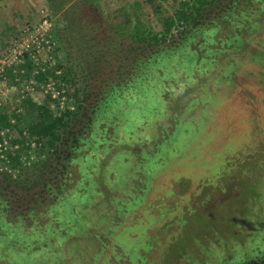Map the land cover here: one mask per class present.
<instances>
[{
  "label": "trees",
  "instance_id": "16d2710c",
  "mask_svg": "<svg viewBox=\"0 0 264 264\" xmlns=\"http://www.w3.org/2000/svg\"><path fill=\"white\" fill-rule=\"evenodd\" d=\"M147 1L152 6L154 25L132 18L115 25L104 15L95 0H46L49 16L51 19L53 15L56 16L51 35L54 42L49 51L52 58L42 65H36L27 55L26 63L22 65L26 68L25 73H15L10 68L5 73L11 86H20L26 77H33L39 85L58 80L69 99L61 106L60 98H52L50 94L44 100H35L30 93L21 97V92L25 90L20 86L19 91L11 92L14 106L2 104L0 107V141L5 136L10 142V148L6 151L9 162L5 161L3 173L12 176V171L21 172L33 165L43 171L47 163L45 157L51 160L50 172L53 176L49 179L54 183L49 185L45 182L41 189L43 200L41 203L33 201L29 211L36 208L37 211H48L50 208L55 223L82 220L83 223L80 221L78 226L71 224L67 239L76 233H87L94 227L107 226L105 234L110 239L115 237L114 247H121L129 256L131 264H139L140 259L144 261L140 246L145 250H150L152 246L145 240L148 237L147 228L155 226L156 220L149 214L148 206L144 209L135 208L145 201L154 176L166 172L170 175L183 174L194 180L206 174L212 177L213 171L222 169L226 155H236V151L237 155L245 153L241 143L249 135L246 133L248 121L242 118L245 112L240 109V102H237L238 94L235 93V101L223 99L220 90H215V87L228 84L232 89L238 88V79L247 70L253 78L260 80V75L264 73V68L248 56L251 48L264 49V0ZM134 5L139 12L141 1L135 0ZM63 51L68 54L62 55ZM71 51L77 53L75 57L79 65L95 79L93 84L86 86L85 91H88V86H92L93 92L88 91L86 95L81 93V75L71 60ZM230 61L234 62L233 78L227 77L225 71V65ZM126 62L130 63L126 65ZM130 65L131 74L123 82L117 83L116 75L120 76L121 68L126 67V72ZM35 68L38 69L37 73H34ZM195 89L201 90V102L212 97L209 103L212 106L207 105V108H213L214 117L210 116L208 109L202 115L198 110L197 115L190 114L198 97L191 99L180 114L173 112V105L178 104L183 97L192 95ZM97 91L100 97L96 100L94 95H97ZM156 95L161 98L164 114L152 122H145L141 134L126 131L125 134L122 129L113 131L117 119L118 123L125 120L122 114L130 104L146 106L149 99ZM90 98L94 101L87 104ZM262 111L264 120V108ZM173 117L176 125L169 133L164 121ZM255 121L264 129L258 118ZM158 128L169 134L161 143L160 151L151 152L148 146L138 148L150 144ZM184 133L190 136L184 140L187 148L196 147L201 152L199 157L193 158L192 153L176 157L180 152L178 141L182 140ZM15 145L19 146L14 148ZM119 150L125 151L127 166L122 171H115L123 178L122 185L115 187L110 186L104 172L106 165L111 168L110 161ZM33 152L38 157L44 156V159L40 158L33 164L30 159ZM93 157H96L97 163L92 165L89 173L84 163ZM243 160L240 159V162ZM115 162L121 163V160ZM139 169L146 176L140 178L145 186L132 193V208L135 209L134 213L140 215L139 222L133 227L131 221H126L123 227L122 222L112 226L110 217L116 208L120 214H125L131 208L126 201L130 199L128 193L132 190L133 173ZM241 172L249 179L258 174L264 177V166L257 167L251 173ZM87 179L95 186L88 199L93 200L85 205L78 200L74 202L77 208L69 203L66 208H61L67 195L72 198L79 191L86 190ZM97 189L99 194H96ZM250 196L253 201L244 216L245 226H250L251 217L257 214L255 208L264 207V189L256 187ZM28 214L23 213L22 219L27 221ZM2 215L10 222L16 220V215L1 212L0 218ZM242 228L245 227H236V234L239 235L235 236L234 241L226 242L216 237L212 239L208 250L196 248V260L190 259L187 264L190 261L192 264H214L216 259L217 264H264V251L244 246L241 242L244 234ZM180 230L173 239L169 238L155 261L148 264H166V260L160 259L173 248ZM49 231L58 232L52 228ZM125 237H128L127 242L124 241ZM62 245L63 241L59 248L65 258ZM208 255L215 256V260H208Z\"/></svg>",
  "mask_w": 264,
  "mask_h": 264
},
{
  "label": "rangeland",
  "instance_id": "374dc122",
  "mask_svg": "<svg viewBox=\"0 0 264 264\" xmlns=\"http://www.w3.org/2000/svg\"><path fill=\"white\" fill-rule=\"evenodd\" d=\"M45 1L0 0V56L8 50L10 44L17 37L22 35L23 29L26 26L34 25L40 20L41 11L43 9L48 10ZM95 1L104 15L115 25L120 24V22L123 23L130 18L154 25L152 6L147 0H139L142 3V8L139 12H137V7L134 5L135 0ZM52 20L55 28L56 16L53 15ZM263 51L264 49L251 48L248 55L256 60L258 62L257 65L261 68H264ZM66 54L68 52L63 51L62 55ZM69 54H72L70 56L71 60L77 66L81 75L79 82L81 93L86 95L88 91L93 92L92 88H90L92 86H88V91H85L87 89L86 86L93 84L95 79L90 76L85 68L79 65V61L75 57L76 52L73 53L71 51ZM129 63L126 62L125 64L128 65ZM129 67L130 69L126 72L124 71L126 67L121 68L120 76L117 77L118 74L116 75L117 83L123 82L131 74L132 65ZM225 67L227 77L233 78L234 62H227ZM108 74L111 73L108 72ZM226 74L224 73L223 77ZM260 78L261 80L253 78V75L247 70L243 72L242 77H239L237 82L238 88L232 89L230 86L228 87V84L215 87V90H220L219 93L223 95L221 97L223 99L235 101V93H237V102H240V109L245 114L247 113L246 115L242 114V118L248 121L247 128L249 131H246L249 135L247 134L248 137L241 143V149L245 153H238L239 155H237L236 151V155H226L222 169L216 172L213 171L212 177L206 174L194 180L191 177L177 174L170 175L166 172L153 177V179L157 180L160 178L159 185L162 188H159L158 192H155L154 198L150 197L148 202L150 204H146L149 214L156 220V225L147 228L148 237L145 243H152V246L150 250H145L140 246L139 251L144 261L142 262V259H140L139 264L153 263L160 250L169 242V238L173 239L176 235L175 233L180 229L178 239L174 242L175 245L168 252H165L160 259L162 261L166 260V264H187V261L190 259L196 260V254L194 253L196 248L197 250H208L212 239L216 237L223 238L226 242L234 241L235 236L239 235L236 234V227H245L242 228L244 234H242L241 241L244 246L255 248L257 251H264V207L259 206L255 208L257 214L251 217L250 226L243 225L244 216L249 210L248 207L251 201H253L250 196L251 192L255 191L256 187L264 189V177L258 174V176L249 179L241 172L243 170L245 173H251L257 167L264 166V129H261L255 121V118H258L261 124L264 125V120L262 119V110L264 108V73L260 75ZM16 87L19 88V85H16ZM2 90L4 93L0 98L1 103L8 107H13L11 92L16 91V89L14 85H9L8 77L6 85L2 86ZM200 92L201 90L195 89L192 95L183 97L179 100L178 104L173 105L174 111H172L180 114L191 99L198 97L199 100L194 105V108L191 109L190 114L197 115L198 110L202 115L208 109L210 116L214 117L215 112L213 108H209L212 97H209L210 100L208 98L205 102H201ZM32 97L35 100H44L45 96L40 86L37 87ZM94 97L96 100L99 99L100 95L98 91ZM91 100L94 101L93 98H90L86 103L89 104ZM149 100L146 106L142 107L130 104L122 114V116H125V120H121L118 123L117 119L113 125V131L122 129L125 134L126 132L141 134L143 132L141 128L145 125V122H152L157 117H161L164 114L161 98L156 95L152 96ZM233 103L235 104L236 102ZM207 105H209L208 108ZM172 111L171 114L173 113ZM164 122L170 133L176 125V119L173 117L166 119ZM163 131V129L158 128L156 133L154 132L156 136L150 144H145L138 148L142 149L148 146L151 147V152L160 151L161 143L165 137L169 136V134ZM189 151V154L192 153L193 158L201 155V152L194 146ZM261 151L263 152L262 157ZM124 152V150H119L114 154L113 159L110 161L111 168H108V165H106L104 177L108 179L110 186L118 187L122 185L123 178L115 171L127 166ZM40 158L43 160L44 156L38 157L34 152L30 156L33 164ZM45 158H47V163L43 171L33 165L21 172L12 171V176L5 175L3 173L4 168L0 165V200L4 204H10L8 207L11 206L13 208V216L21 215L20 218L16 217L14 222H10L3 215L0 218V264H54L57 262V264H131L129 256L123 252L121 247L116 246L113 249L111 248V239L104 232L107 226L94 227L87 233H76L67 239L73 222H53V213L50 208L48 211L46 209L37 211L38 208L34 211H29V207L33 204V201L41 203L43 200L41 189L44 187L45 182L49 185H53L54 183V181L49 179L50 176H53L50 172L51 160L48 161L49 157ZM242 158L244 160L240 162ZM118 159L121 160V163L115 162ZM96 163V157L92 159L88 158L86 163H84L85 170L90 173L92 165L94 164L95 166ZM107 170L114 172H107ZM133 174L132 190L131 193H128L130 199L126 201V204L131 206V208L128 212H124L125 214L118 213L119 211L116 208L113 211L114 214L110 217L112 226H117L122 222L121 227H123L126 221H131L130 223L133 227L139 222L140 215L134 212L141 205L135 209L132 208V193H135V189L145 186L140 178L144 179L146 176L140 169ZM87 182L85 191H79L72 198H69L67 195L60 207L66 208L68 203L73 205L78 200H81V203L84 205L91 202L93 198L91 200L88 199H90V194L94 192L95 186L88 179ZM10 191H14L15 193H11ZM98 191L99 189H97L96 194H99ZM116 192L118 193V191ZM99 197H102V195H99ZM19 198L20 200H18ZM18 207L20 208L18 209ZM73 207L77 208L75 204ZM28 212L29 219L25 221V219H22V214ZM61 215H64L62 209ZM80 218L84 219L82 216ZM80 221L82 222V220ZM80 221L77 220L73 225L78 226ZM51 228L58 232H50ZM127 238L125 237V242L128 241ZM47 240L50 244L49 246L46 243ZM62 241V246L66 253L65 258L62 250L59 248ZM110 249L113 251L109 252ZM208 257V260H211V262L215 260V256L213 255H208ZM190 262V264L193 263L192 261ZM217 263L218 259L214 261V264Z\"/></svg>",
  "mask_w": 264,
  "mask_h": 264
},
{
  "label": "built area",
  "instance_id": "2783aa9c",
  "mask_svg": "<svg viewBox=\"0 0 264 264\" xmlns=\"http://www.w3.org/2000/svg\"><path fill=\"white\" fill-rule=\"evenodd\" d=\"M41 13L40 20L34 25L26 26L23 29L22 35L17 37L10 44L8 50L0 56V98L4 93L2 86L6 85L7 82L5 73L6 69H13L15 73H25L26 68L22 65L26 63L27 55L30 59L34 60L36 65H42V63L48 62L52 58L49 51L52 50V42H54L51 38L54 30L53 21L49 16V11L47 9H43ZM42 69H45V66H42ZM37 72L38 69L35 68L34 73ZM17 79L19 81L21 80L19 76H17ZM14 86L16 91H19V88H17L16 85ZM20 86L26 91H20L21 97H24L26 93L33 95V93L36 92L37 87L40 86L44 96L50 94L52 98H60L61 106H64L69 99L68 95L65 93V88L60 85L58 80H50L45 84L39 85L33 77H26L21 81ZM1 105L2 103L0 99V107ZM2 134H5L4 130L2 131ZM32 145L35 146V143L33 142ZM18 146L19 145H15L14 148H17ZM9 148L10 142L8 138L4 136L3 140L0 141V165H2V167H6L4 166L5 161L9 162L6 152Z\"/></svg>",
  "mask_w": 264,
  "mask_h": 264
},
{
  "label": "flooded vegetation",
  "instance_id": "af4514ba",
  "mask_svg": "<svg viewBox=\"0 0 264 264\" xmlns=\"http://www.w3.org/2000/svg\"><path fill=\"white\" fill-rule=\"evenodd\" d=\"M186 138L188 139V138H190V136H187V134L186 133H184V134H182V137H181V139L182 140H180V141H178V149L180 150V152L177 154V156L176 157H181V156H183L184 155V153H186V154H189L190 153V151H189V149L187 148V144L185 143V141L184 140H186ZM174 152H176V151H174ZM181 175H183V174H181ZM185 176V175H184ZM185 177H190V176H185ZM154 180V182H153V184L151 185V187H150V190H149V192H148V195H147V197H146V199H145V201L142 203V205L139 207V209H144V208H146V204L149 202V200H150V197L151 198H153L154 197V195H155V192L157 191V188H159L160 187V185H159V183H160V180L157 182V179H153ZM157 182V183H156ZM11 193L13 192V193H15L14 191H10ZM18 200H20V198L18 199ZM10 204H4L3 202H1V200H0V213L1 212H3L4 214H6V213H10L12 216H13V214H12V212H13V208H11V206L10 207H8ZM20 207H18V209H19ZM138 209V208H137ZM21 212V211H20ZM16 217H21V215H16ZM114 236L111 238V248L113 249V247H114V244H115V242H114ZM112 249H110L109 250V252H112L113 250Z\"/></svg>",
  "mask_w": 264,
  "mask_h": 264
}]
</instances>
